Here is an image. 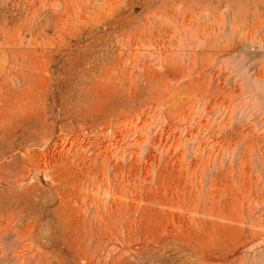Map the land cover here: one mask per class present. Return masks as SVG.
<instances>
[{
	"label": "rangeland",
	"instance_id": "374dc122",
	"mask_svg": "<svg viewBox=\"0 0 264 264\" xmlns=\"http://www.w3.org/2000/svg\"><path fill=\"white\" fill-rule=\"evenodd\" d=\"M0 264H264V0H0Z\"/></svg>",
	"mask_w": 264,
	"mask_h": 264
}]
</instances>
